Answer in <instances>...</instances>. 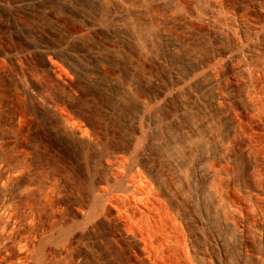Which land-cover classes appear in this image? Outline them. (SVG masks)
Returning a JSON list of instances; mask_svg holds the SVG:
<instances>
[{"label": "rangeland", "instance_id": "374dc122", "mask_svg": "<svg viewBox=\"0 0 264 264\" xmlns=\"http://www.w3.org/2000/svg\"><path fill=\"white\" fill-rule=\"evenodd\" d=\"M4 1L12 5L16 0ZM70 1V4L64 5L49 1L39 6L28 4L0 7V49H12L15 52L27 51L28 56L19 69H16L13 64H8L5 72L0 70V96L7 97L9 100V105L4 107L0 105V136L2 138H0V160L10 165L23 163L22 159L16 156L15 139L8 138L12 131L25 132L24 138L30 145V155L28 154L27 162L23 164L22 173L18 179L34 183L42 196L41 199L39 194L28 196L21 201L20 224H23L28 217L32 219L35 216L37 224L46 229L49 223L52 226V222H55L52 216L58 205L62 206L65 214L70 213V208L74 204L82 206L87 204L90 208L94 205L95 208V203L98 202L97 206L102 209L98 207L95 209L104 212L111 208L115 214L114 217H123L139 232L144 242L143 254L135 255L131 250H127L131 248L130 244L126 247L118 246L115 241L116 235L119 234L118 228L103 221L93 231L94 237L90 235L86 238L85 236L88 241H94L98 250L96 257L90 254L85 255V264H200L198 260L204 257L207 250L213 249L211 247H214L219 257L224 259L228 257L229 264H257L254 253L260 245L244 247V252L247 251L249 255L247 259L241 257L242 248L238 244L235 245L236 241H240L239 232L236 227H226L223 224V217L235 220L232 214L234 201L231 195L238 194V187L241 184L250 186L264 183V170L263 172L259 170L261 160H264L263 92H257L254 97L256 102L257 99L259 100L256 107L258 109L244 118L240 116L236 130L229 133V144L236 147V157L232 162L219 163L221 153L219 140L205 141L206 138L202 137L205 136L206 129L200 130L199 133L203 134L199 137H191L189 134V130H192L191 126L201 122L208 111H213L214 120L211 125L215 128L214 132L228 134V120L222 118L223 116L219 114L212 101L208 103L209 110L203 108L204 110L190 111L191 113L178 112L180 119L176 123L172 120L174 118L167 115L170 107L164 108L156 106V103L151 104L149 112H153L154 116L161 120V125L156 129L151 128L150 130L153 131L150 132L148 127L144 128L146 132H143L139 142L143 141L141 145L144 141L148 143H144L146 147L142 145L147 150V155L139 156L140 151L138 152L137 148L141 146L136 148L135 145L133 148V138L137 129L140 97H145L147 88H154L153 80L163 83L165 80V82H172L174 78H177L175 77L178 76L177 73L184 75L196 61L206 58L211 53L209 38L207 39L202 33H196L194 36L191 34L194 30L206 28L205 25L196 19H184V14L195 6L198 7L199 4L196 5L190 0H175L173 3L154 7L146 5L145 1L144 10L129 13L120 22L124 23L126 30L93 33L85 25L87 18L95 16L97 20L109 22L108 19L111 20L113 12L118 8V10L122 9L120 0ZM218 1L225 3V6L227 3L244 0ZM173 18H178V21ZM73 34L82 35L80 41H71ZM69 41L72 47L71 52H63L58 63L59 72L73 81L72 89L53 78L49 70L43 66L41 55L27 47V44L35 42L61 44ZM77 51L82 54L76 56ZM91 52L97 54L98 60L92 57ZM158 58L161 59L160 62ZM69 63L75 67L76 71L70 68ZM91 68H95L96 73L91 72ZM23 74L33 81L35 93L38 94L36 96H39L41 101L44 102L46 99L60 103L66 101V105H60L56 112L40 108L36 104L37 98L25 87L23 88L24 85L21 84L24 82L21 80L25 76ZM131 81H137V87L135 93L128 94L124 84H129ZM225 84L229 86L228 82ZM201 85L199 83L193 90ZM230 87V94L234 97L233 103H244L241 96L244 86L230 85ZM190 91L182 92L180 97L172 103L177 105L179 100H189ZM18 92H21L20 98L17 97ZM210 93L204 94V97L210 99ZM198 100L199 98L192 99V105L196 107ZM18 109H22L23 115H19ZM257 122H260V125L263 124L258 126ZM64 123L71 127L82 126L83 130L86 128V132L94 141L96 140L95 142L101 143L102 148L77 140L72 129H67ZM152 135L155 138L153 143L148 141ZM242 141L249 142L246 154L240 152ZM117 148L128 152L130 150L129 154L134 153L132 157L135 154L138 156L137 159L136 155L134 156L135 161H142L145 171L151 174L150 179L154 182V190L157 194L155 199L152 200L151 197L150 199L148 194L138 198L122 191L116 192L114 201L110 198L108 200L101 198V201L99 196V199L94 196L91 198L94 187H97V181L108 175L103 156L109 150L114 151ZM135 148L136 150H133ZM207 152L211 156L207 161L208 167L218 168L215 178L208 183V189L204 193H198V190L203 187L202 184H192L190 179L193 180L197 176L196 159ZM132 157L129 158L130 162L134 161ZM176 159L184 160V165L170 163L176 162ZM17 180H10V183ZM122 185V183L119 184L120 187ZM54 186L59 188L60 195L53 193ZM115 187L118 186L115 185ZM219 187L226 188L222 189L224 199L213 205L211 189H220ZM197 193L200 197L197 203L192 204ZM177 194L182 195L179 201L172 198ZM91 199L95 202L92 203ZM248 208L249 217H247L246 225L250 228L255 225L256 220L253 217V209ZM99 210L94 211L99 213ZM199 216L203 218L204 223L197 222ZM78 222L75 223L78 227H81L82 223V226L85 225L84 221ZM69 224L65 226L72 228L67 226L66 229L64 228L66 231L68 229V232L70 229L74 230L73 226L76 227L73 221V226ZM202 229L206 233L205 237L189 241L191 235ZM68 232L63 233L62 230L63 234ZM65 236L63 239H67ZM218 236H224L223 239H225L219 248L215 243V238ZM200 245L204 247L202 253H191L190 249L193 250L192 248L195 249ZM47 253L49 254L48 251ZM49 256H52L51 252ZM96 258L99 259L97 263ZM245 260L248 261L244 262Z\"/></svg>", "mask_w": 264, "mask_h": 264}, {"label": "bare ground", "instance_id": "6f19581e", "mask_svg": "<svg viewBox=\"0 0 264 264\" xmlns=\"http://www.w3.org/2000/svg\"><path fill=\"white\" fill-rule=\"evenodd\" d=\"M49 1H55L60 4L63 3V5L70 4L71 2L70 0H16L14 4L11 5L4 0H0V7H17L26 6L28 4L39 6L42 4H46ZM145 1L147 2L146 5L154 7L175 2V0H120L119 3L122 9L120 8L121 10H118V8L116 11H114L111 15V20L108 19L109 22L100 21L96 19L97 17L95 18V16H91L90 18H87V20L85 21V25L87 28L89 27L91 32L93 33L103 31L109 32L118 29L126 30L127 27L123 25L124 23L122 24L120 22L124 20L129 13L138 12L142 9L144 10L143 7L145 6ZM190 1H192L196 5L199 4V6H195V8H193L191 11L188 10L189 12L187 14H184V19H196L203 25H205L206 28H199L198 30H194L191 34L192 36H194L196 35V33H202L207 39L209 38L211 41V53L206 58H203L200 61H196L193 67L191 66V68H189V70L184 75L177 73L178 76H175L177 78H174L172 82H165L166 80L164 81V83L160 82L159 80L152 81V85L154 86V88H147L145 97H140V109L136 122L137 129L133 138V148L135 147V145L136 148L141 146L140 148H137L138 152L140 151L139 156L147 155V150L145 149L146 146L144 144L146 141H144L143 143L145 147L142 146L143 144H140L143 141L139 142L141 140L140 138L143 135V132H146L144 128L147 129L146 127H148V131L150 132L153 131L150 130L151 128L156 129L161 125V120L156 118L153 112H149V107L151 104L156 103V106L164 108L167 106L170 107L169 112L167 111V115L174 118L172 120H174V122L176 123L180 119L178 112H190L199 109L201 110L203 108L208 109V103L212 101L213 104L217 107L219 114L223 116L222 118L228 120V134H226V132H221L220 134L214 132L215 128L213 125H211L213 124L212 122L214 120V116H212L213 111H208L205 115V118L202 119L201 122L193 124L194 126H191L192 130H189V134L191 137H199L200 134H203L199 133L200 130L206 129L204 130L206 134L204 137H202L206 138L205 141L210 142L216 139L219 140V146L221 150L219 163H230L236 157V147L234 148L232 144V146H230L228 141L230 137L229 133H232L234 130H236L240 116L244 118L248 116L250 112L256 109L258 105L257 102L259 100L257 99L256 102L254 97L257 95V92L261 91L264 94V0H244L237 3H227L225 6V3H220L218 0ZM175 19L176 21H178V18ZM81 36L79 34H73L71 36L73 40L71 41L78 42L80 41ZM190 37L191 36H189V38ZM27 47L29 48V50L33 49L36 54L41 55L43 59V66H45L49 70V73L53 78L61 81L65 87L69 89L73 88V81L69 79V77L67 78V76L64 77L59 72L60 68L58 63L62 58L61 55L63 54V52H71L70 50L72 47L70 41L68 43L66 42L61 44H46L43 42H35L27 44ZM76 54V56H78L81 55L82 52H78ZM90 54L94 58L97 57V54H95L94 52H91ZM160 57L162 58V56ZM27 58V51L15 52L12 49H0V70L5 72L6 66L8 64H13L16 69H19L23 62L27 60ZM96 59L98 60V58ZM160 60L161 59H159L158 61L160 62ZM69 66L72 70L76 71L75 67L72 64H70ZM95 68H91L90 71L96 73ZM26 74H23V76H26ZM25 76L22 77L23 79L21 80H23L24 82L22 81L23 83L21 84L24 85L23 88L25 87L29 93L37 98L36 104L40 106V108L48 110L49 112H56L58 108H60V105H66V101H63L64 103H60L59 101L56 102L50 99H46L44 102L41 101L40 97L36 96L38 94L35 93L36 88L35 85L32 84L33 81H31V79H28L29 77ZM131 82H128L129 84L123 83L124 88L128 92V94L135 93L134 91L137 87V81L132 83ZM225 82H228L229 86L225 84ZM199 83H201L202 85L193 90V88ZM230 85L244 86L243 92L241 94L244 103H233L234 97H232L233 94H230ZM186 90L192 91H190L191 96L189 100L183 99L179 100L177 105L173 104L172 102H174L175 99H178L181 93ZM21 92H18L17 97H21ZM208 92H211L210 99L204 97V94H207ZM196 98H199V103L195 107V105H192V99ZM0 105L2 107L9 105L8 98L0 96ZM18 110L20 111L19 115H23L22 109ZM260 122H257L259 123L257 124L258 126H261L264 123L263 122L260 125ZM19 125L21 129V124L19 123ZM65 126L67 129H72V132L77 140L93 144L98 148H102L100 147L101 143L95 142L96 140L94 141L90 134L86 132V128H84L83 130L81 128L82 126L80 128L76 126L71 127L67 123L65 124ZM24 135L25 132H23L22 130H18L12 131L9 135V138L6 136L8 139H12V137L15 139L14 141H16L17 150L16 156L21 158L23 163L19 165H10L4 160H0V262L2 264H85V255L90 254L92 255V257H96L98 253L97 247H95V243H93L94 241L90 242L86 238L92 235L95 228L99 225V223L103 221L110 223L111 225H114L118 228L119 234L115 237V241L118 246L126 247L128 246L127 244H130L132 246L127 250H131V252H133V254L135 253V255L136 253H142V248L144 249V242H142L139 232L135 228L130 226L131 224L127 223V221L124 220L123 217H114L115 214H113L111 208L107 209V211L104 212H101L99 209H95L96 207L102 209V207L97 206L96 203L98 202L95 203V208L94 205L93 207L91 206L92 209L87 204L86 206L74 204L70 208V213L65 214L63 212L64 210L62 206L58 205V208L55 210V213L52 216V218L54 217L53 221L55 219V222L51 221L52 226L48 222V226H51V228L47 227V231L44 226L43 228L45 230L37 224V219L34 218L35 216H33L32 219L28 217L27 219H25L23 224H20L19 221L21 220H19V215L21 201L25 197L33 195L36 196L39 194L38 187L34 183L28 182L27 180L24 181L18 179L20 177V174L22 173L23 164L27 162V157L29 154L30 145H28V142L25 141ZM154 139L155 138L152 135V137H150L148 141L153 143ZM248 143V141H242V143L240 144V152H242L243 154H246L247 150L249 149ZM136 148L133 150H136ZM130 152V150L128 152L127 150L117 148L114 151L109 150L103 156V161L107 165L108 175L107 177L97 181V187H94L95 190L93 191L94 193L93 195H91V198L93 196L95 198L99 196L100 200L101 198L103 200H108V198H110L111 201H114L113 198L115 194H117L119 191H122L124 193L133 194L137 197L148 194L147 196H149V198L151 197L152 200L153 198L155 199V196L157 194L154 190V182H152L150 179L151 174L145 171L142 161H135L134 156L136 154L132 157L133 152L129 154ZM130 155L134 160L132 162L129 161V158H131ZM137 157L138 156L136 155V159ZM210 157V153L207 152L202 154L195 161V172L197 176L194 177V175V179H190V182L195 185L198 183L202 184L203 187L200 189L198 188V193H204V191L209 187L208 183H210L212 179L215 178L214 176H216L215 174L218 167H208L207 165V161L208 159H210ZM176 160V162L170 163L176 164L178 166H182L185 163L184 160ZM260 166L261 167L259 168V170H264V160H261ZM15 179L18 180L10 183V180ZM119 180L123 181L121 182ZM117 182H119V184L122 183V187H120L121 185L119 186ZM115 185H117L118 187H115ZM54 187L55 188L53 190V193L55 195H60L61 192L59 191V188L57 186ZM222 189H211V202L213 205L221 202L224 195ZM238 191L237 195H231L234 201L232 214L235 220H231L230 218L223 215V224L228 228H237V231L239 232L238 239L240 241H236L235 245L237 246L238 244L239 246H241V257H246L247 259L249 255L248 253H246L247 251L244 252V247H249L250 245L257 244L260 246L258 247L259 249H256L254 258L256 259L257 264H264V202H261V200H264V183L250 186L241 184L238 187ZM197 194L195 195L197 197L193 198L192 204H194L199 199L200 196L199 194ZM38 196L41 199V194H39ZM172 198L175 201H179V199L182 198V195L177 194ZM93 201L95 202V200L91 199L92 203ZM248 207L253 209V217L256 220L255 225L250 228H248V226L246 225V220H248L247 217H249ZM93 208L94 210H99V213L98 211H94ZM201 216H199V220H197L198 223H204V220L202 218L203 216ZM72 221L74 224L78 221H84L85 225L82 226V223L81 227H78L75 224L76 227H74ZM67 223H71V225L73 226L74 230H69V232L72 231L71 233L68 232V229L67 231L64 230V228L66 229L67 225L65 226V224ZM62 230L63 233L64 231L68 233L63 234ZM205 234L206 233H204V230L202 229V231H198L195 234L191 235L189 241L202 239V237H205ZM62 235H68L67 239H63ZM85 236L87 237L85 238ZM60 237H62V239ZM223 238L224 236H218V238H215V243L218 248L221 244H223V241H225V239ZM203 248L204 247L200 245L196 246L195 249L192 248L193 250L190 249V251L191 253L198 254L200 252L202 253ZM211 248L213 249L207 250V253L205 252L204 257L202 256V258L198 260L200 264H229L228 257H225V259L219 257L216 254L217 252L215 253L214 247ZM47 251L49 252V254L51 252L52 256H49ZM248 260H245L244 262H247ZM98 261L99 259L96 258V263Z\"/></svg>", "mask_w": 264, "mask_h": 264}]
</instances>
